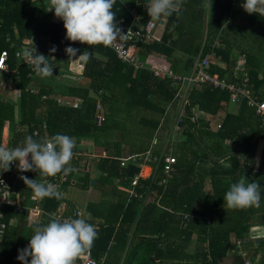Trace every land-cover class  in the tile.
Instances as JSON below:
<instances>
[{
    "label": "trees",
    "instance_id": "trees-1",
    "mask_svg": "<svg viewBox=\"0 0 264 264\" xmlns=\"http://www.w3.org/2000/svg\"><path fill=\"white\" fill-rule=\"evenodd\" d=\"M39 2L0 0V54L8 51L10 56V73L4 72L6 85L0 86V141L4 124L9 121L12 130L9 148L21 146L27 136L42 141L57 133L73 137L76 146L85 145L83 154L71 163L87 159L84 165L95 166L101 173L95 186L113 198L105 206V212L99 211L89 220L97 225V236L90 247L93 258L102 264H244L247 258L253 264H264V237L259 246L253 243L256 241L253 236L264 233L261 228H264V146L260 167L254 172L256 155L264 142V120L254 108L243 100L238 112L231 113L229 106L233 104H228L227 92L211 85L195 86L188 94L190 104L180 123L178 140L172 143L173 138L167 135L180 101L171 80L124 64L109 47L91 48L67 40L63 21L55 19L53 11L49 21L37 20ZM148 2L116 0L113 11L124 34L131 27L137 29L152 21L146 11ZM204 4L205 0H183L179 12L164 19L166 29L160 41L138 42L137 54L151 68L178 72L180 66L183 73L201 52L206 56L215 51L229 63L237 48L247 57L248 87L259 101H264V16L248 14L232 0H212V9ZM135 13L141 16L139 24L135 23ZM207 15L208 33L204 24ZM43 37L63 51L45 49V42L42 43L38 53L49 57L54 67L53 76L42 79L33 75V67L17 55L25 50L30 38ZM68 46L79 50L76 56L85 51L92 54L84 63L81 77L77 76V81H84L82 85L62 78L72 61L64 54ZM80 62L76 58L72 66L79 74ZM222 77L224 72L218 74V78ZM228 80L235 81L233 77ZM14 103L19 105L18 117ZM99 105L103 113L98 110ZM99 112L104 116L103 122L97 121ZM194 112L198 119L191 122L190 115ZM112 129L140 138V144H132L128 155L151 150L152 157L158 158L150 164L157 169L154 175L141 180L135 188L138 195H143L142 199L129 201L127 192L110 185L112 180H131L127 168L121 166V146L98 160L86 158L90 145L83 141L90 139L99 145L103 139L101 145L107 149L109 134L105 132ZM159 137L162 141L165 138L166 151L158 147H163ZM167 156L177 159L170 178L164 174ZM76 162L72 164L74 168ZM84 173L87 188L91 179L88 172ZM23 174L38 181L45 179L35 171ZM15 175L7 171L2 176L14 184ZM241 177L262 186L260 206L243 210L224 208V195ZM163 180L165 183L160 185ZM70 183L69 180L64 187ZM152 189L156 190L155 197L150 193ZM27 202L23 205L34 204ZM61 202L45 197L41 206L53 212ZM0 214L3 216L0 222L6 226L0 243V264H21L17 259L19 250L30 243L33 223L27 213L18 214L13 206H0ZM49 221L43 216L38 223L46 225ZM238 242L243 243L247 257L238 249ZM260 253L262 258L256 261Z\"/></svg>",
    "mask_w": 264,
    "mask_h": 264
},
{
    "label": "clouds",
    "instance_id": "clouds-1",
    "mask_svg": "<svg viewBox=\"0 0 264 264\" xmlns=\"http://www.w3.org/2000/svg\"><path fill=\"white\" fill-rule=\"evenodd\" d=\"M49 3L47 11L54 10L55 17L63 21L66 39L73 43L79 42L91 48L98 45L110 47L127 35L118 26L113 11L116 0H49ZM182 6L183 0H149L146 11L152 21H162L178 13ZM204 7L212 9V0H205ZM242 7L248 14L264 16V0H245ZM52 51H56L55 47ZM65 51L72 60L79 50L68 46ZM91 55L85 51L78 59ZM23 56L31 63L37 76L42 79L53 76L54 67L49 57L38 53L36 47L25 49ZM75 148L74 138L65 134L57 133L42 141L27 136L22 145L15 148L0 145V172L10 171L13 163L18 161L17 168L21 173L35 171L42 178L60 174L69 176V173L77 171L71 165ZM20 178L32 189L34 198H62L56 186L45 180L29 179L23 175ZM261 188L260 184L241 177L224 195V208L243 210L259 207ZM31 227L30 243L19 250L17 257L21 264H76L97 236L95 226L83 218L61 220L53 217L46 225L37 222Z\"/></svg>",
    "mask_w": 264,
    "mask_h": 264
},
{
    "label": "built area",
    "instance_id": "built-area-1",
    "mask_svg": "<svg viewBox=\"0 0 264 264\" xmlns=\"http://www.w3.org/2000/svg\"><path fill=\"white\" fill-rule=\"evenodd\" d=\"M23 1V0H21ZM32 3L39 2L41 0H28ZM234 4L239 3L241 4V1L245 0H232ZM146 6V5H145ZM135 23H140L141 16L137 15V13L134 14ZM161 25V21H149L145 26H141L140 28L133 29V27L129 28L124 36L123 39L118 40L114 42L112 46L109 48L114 51V53L117 55L118 59L123 62L124 64H127L128 66H131L136 69H143V70H149L154 73L155 76H162L166 77L167 79L171 80L172 85L175 89L178 90L176 99L179 100L180 107L177 106V113L173 120V125L171 126V131H169L167 137H172L173 141L172 143H175L178 139L174 138L176 135L178 136V132L181 131V125L182 119L184 116H186V106L190 104V99L188 98V94L193 91L195 86H201V85H211L214 88L220 89L221 91H225L230 96V102L228 104H235L239 105L241 101L246 100L247 103L252 106L256 112V115L262 120H264V101H259L258 96L250 90L248 87V84L250 82L248 73H247V58H245V55H240L236 59H232L229 63H226L223 61L222 57L217 55L215 51H212V54H208L206 56L202 55V52L198 54L196 59L193 61L192 66L189 69L188 75H183L177 72L172 71H165L164 69H155L151 68L145 61H143L139 55L137 54V44L138 42L143 41H160V36L157 34V27ZM45 42V49L52 50L54 47L55 49H59L60 51H63L62 47L59 45L54 44L50 41L48 37L43 38H31L30 40L26 41L27 46H25V49H34L36 47L37 52L38 49H41L42 43ZM216 47H219V44L216 45ZM67 55L66 51L64 53ZM23 54L18 53V57L22 58L24 62L32 66L30 62L26 61V58L22 56ZM9 53L8 51H3L0 54V72H5L7 74L10 73L9 69ZM230 63H232L233 67V79L235 81H226L223 79H219L216 77L215 71L217 69H227L230 67ZM67 78V76L63 75ZM70 78V77H68ZM19 93V91H18ZM198 119V114L195 112L190 115V121L196 122ZM207 119L210 120L211 117L207 116ZM97 121L103 122L104 118L103 115L99 112L97 115ZM218 128L222 127L221 123H218ZM231 140H227L228 143H230ZM74 157L72 160H77L79 156H81L83 153L77 152V150L74 152ZM152 151L149 150L145 153L135 154L129 156L127 159L121 160V166L125 168H129V166L133 165L140 169L139 174H135L133 178L130 180V188H119L122 191H125L129 194V201L132 198H139L142 199L143 195H138L136 193L135 188L139 185L141 180H148L154 175L155 168H153L150 164L155 163L158 161L157 157H152ZM130 162V164H127ZM177 159L174 156H167L165 158V165H164V174L167 176V178L171 177V173L173 170L174 164H176ZM18 164L17 162H14L11 167H16ZM127 168V170H128ZM23 174V173H22ZM22 176V175H21ZM19 175H15V181L14 184H10L7 180L4 178H0V206H13L15 207V212L18 214H24L27 213V215L30 217L31 223H36L39 221V219L43 216L50 218V220L55 217L61 220H67V219H75V218H84V212L75 209L73 214L71 216L65 215L66 209L64 207H58L53 212H48L41 206V200L38 199L34 201V204L31 205H23V203L28 200L25 195L18 196L17 192V183L18 182H24ZM23 176H25L23 174ZM30 179V178H29ZM48 183H51L56 186V189L62 194H64V184L69 181L68 175H57L53 178H45L43 179ZM127 180V178L125 179ZM71 181V180H70ZM165 183V180H163L161 184ZM26 185V184H25ZM27 186V185H26ZM30 188V187H28ZM150 193L155 197L157 195L156 190L152 189ZM2 215L0 214V219H2ZM89 223L93 224L95 226V230L97 228V225L93 222L87 220ZM5 224L0 222V243L4 239L5 235ZM238 249H240V252L244 257H247V253L243 251V243L238 242L237 244ZM78 264H102V262H99L95 260L92 256V252L90 249L86 253L83 254L82 257L78 258ZM244 264H253L248 258L245 260ZM256 264V263H255Z\"/></svg>",
    "mask_w": 264,
    "mask_h": 264
},
{
    "label": "crops",
    "instance_id": "crops-1",
    "mask_svg": "<svg viewBox=\"0 0 264 264\" xmlns=\"http://www.w3.org/2000/svg\"><path fill=\"white\" fill-rule=\"evenodd\" d=\"M32 3V2H31ZM53 13H54V10H53ZM55 19H58V18H55ZM60 20V19H59ZM208 21H209V17H208V15L206 16V19H205V31H206V33H208ZM166 23H167V21L166 20H162L161 21V25L160 26H158L157 27V34L160 36V38H161V36L164 34V32H165V29H166ZM31 39V38H30ZM205 40H206V35H205V38H204V40H203V43H205ZM215 42H217V40L215 41ZM23 50L22 51H19V53H21V54H23ZM178 52H180V51H178ZM243 53H241L237 48H234V51L232 52V54H231V58H230V61L232 60V59H236L238 56H240V55H242ZM218 55V54H217ZM243 55H245V54H243ZM23 56V55H22ZM246 56V55H245ZM76 57H79V56H75V57H72V61H71V65H70V67L71 68H69V70L67 71V72H65L67 75V78H68V75H70L71 73H75L73 70H72V66H73V63H74V60H75V58ZM245 58H247V57H245ZM17 59V61L19 62L20 60L18 59V58H16ZM82 59H84V60H82ZM81 59V61H83V66H84V63H85V61H86V59H87V57L86 58H82ZM9 60H10V56H9ZM9 60H8V63H9ZM17 62V63H18ZM10 64V63H9ZM85 67V66H84ZM84 67L82 68V73L81 74H79L78 76H80L81 77V75L83 74V72H84ZM11 68V70H14V71H16L17 70V67H14L13 69H12V67H10ZM232 69H233V67L232 66H230V67H228L227 69H217L216 71H215V74H216V77L218 78V74L219 73H223L224 72V77H222V78H219V79H223V80H226V81H228V82H230L231 80H228V79H230V77L232 78V76H231V72H232ZM179 71L177 72V73H180V74H185V75H188L189 74V69H188V71H186V72H183L182 73V71L180 70V66H179V69H178ZM34 72V71H33ZM228 73V74H227ZM35 74V72L33 73V75ZM260 78H262L261 76H260ZM6 79H5V74H4V72H0V86L1 85H6V83L4 84V81H5ZM7 80H8V78H7ZM68 81H71V80H68ZM79 82V81H78ZM199 87V86H198ZM228 94V93H227ZM2 95H1V93H0V97H1ZM8 99V98H7ZM13 100H18V99H16V98H12ZM8 100H10V99H8ZM8 100H6V101H8ZM178 100H181V99H178ZM228 103L230 102V96L228 97V101H227ZM15 104V103H14ZM16 106V108H15V116H19V105L16 103L15 104ZM16 117V118H17ZM11 137H12V130H11V126H10V123H9V121H6L5 122V124H4V127H3V130H2V137H1V141H0V145H3V146H5V147H7V148H9V144H10V140H11ZM165 141V142H164ZM163 144H166V146L168 145L167 144V142H166V140H165V138H164V140L163 141H161ZM162 144V145H163ZM261 145V144H260ZM263 146H264V144H263ZM263 146L261 147V146H259V150H258V152H257V155H256V170H254V172H257L258 171V169H259V167H260V164H261V156H262V151H263ZM89 152V151H88ZM223 162V161H222ZM74 162H72L71 163V165L73 164ZM78 165L75 167V169H77V171H80L79 170V166H80V162H76ZM91 166V165H90ZM89 165H84V169L82 168V170H84V172H88V169H89V167H90ZM9 172H11L12 174H16V175H19V176H21V175H23L19 170H18V168H17V165H16V167H11V170L9 171ZM75 172V171H74ZM84 172H81V175H83L84 176ZM6 172H0V178L2 177L3 178V174H5ZM89 173V172H88ZM89 175H90V173H89ZM71 177H72V179H71V183L68 185V186H65L64 187V194H63V197L61 198V200H62V202H61V204H60V206L59 207H64L65 209H66V213H65V215H67V216H71L72 214H73V212H74V210L75 209H79V210H81V211H83L84 212V218L86 219V220H91L89 217H87V215H86V212H85V210H87L88 209V211L89 210H92V212H94L93 214H95L97 211H96V205L98 206V208L97 209H102L101 207H99V205H101L102 203L100 202V200L99 201H94V200H92L88 195H91V194H95V193H97V192H100L101 194H102V198L104 197V198H106V200H105V204H104V212H105V210H106V208H105V206H107V205H109V204H111L112 203V201H113V198H112V196H109L108 194H109V192H102V191H100V188L99 187H97V186H95V181H97L98 179H93L91 176L89 177L90 179H91V181L93 180L94 182L91 184L90 183V186L89 187H85V179H83V177L82 176H74V174L73 175H71ZM101 177V176H100ZM125 181H128V180H125ZM116 182H118V180H112L111 181V184L110 185H116V187H118V189L119 188H124V187H122L120 184H118V183H116ZM20 186V187H19ZM93 186V189H91V187ZM125 189V188H124ZM29 190V188L25 185V183L24 182H18L17 183V192L19 193L18 194V196H21V195H25L26 197H28V202L27 203H31V202H34V201H36V200H38V199H40L41 200V203H42V201H43V198L41 199V198H34V194H33V191L32 190H30V191H28ZM83 192L85 195H86V197H83V196H81L80 194H82V193H80V192ZM25 192H27V193H29V194H26ZM110 195H111V193H110ZM75 198H78V199H83L84 201H82V207H76L77 205H76V203H75ZM93 205H94V207H93ZM99 212V211H98ZM50 219V218H49ZM260 227L258 226L257 227V229H259ZM262 229H264L263 227H261Z\"/></svg>",
    "mask_w": 264,
    "mask_h": 264
},
{
    "label": "rangeland",
    "instance_id": "rangeland-1",
    "mask_svg": "<svg viewBox=\"0 0 264 264\" xmlns=\"http://www.w3.org/2000/svg\"><path fill=\"white\" fill-rule=\"evenodd\" d=\"M243 3H245L244 1H241V4H243ZM237 4V3H236ZM50 6V3H49V1H42V2H39L38 4H37V20L38 21H49L51 18H52V12H49V11H47V8ZM56 18V17H55ZM204 37H205V35L203 36V40H204ZM220 45V44H219ZM252 48H253V50L255 51V52H259L258 51V49H257V47L254 45V44H252L251 43V45H250ZM76 58H79V57H76ZM75 58V59H76ZM82 60H84V59H82ZM81 63V62H80ZM80 66L83 68L84 66H83V63H81L80 64ZM71 68V67H70ZM65 76L67 75L66 73L64 74ZM79 74L78 73H71L70 75H68L70 78H66V77H64V76H62V78H65L66 80H71L72 82H75V83H77L78 81H77V76H78ZM63 83V82H62ZM78 84H80V85H82V84H84V81H82V80H80L79 82H78ZM14 97H16V96H14ZM180 103L181 102H178V107H180ZM238 109H239V105H231V106H229V111L231 112V113H237L238 112ZM98 110H100L102 113L104 112L103 111V107L101 106V105H99V107H98ZM174 115L176 116V112L174 113ZM104 117V116H103ZM130 121V120H129ZM128 124H130V123H128ZM105 133H107V134H109V142H108V147H107V149L106 148H104V146L103 145H101L103 142H104V140L103 139H101V144H99V145H97V144H95V142H93V141H91L90 139H88V140H84L83 142L84 143H87V144H89L90 145V148H88L87 150L89 151V154H88V156L86 157V158H88V159H97L98 160V158H102V157H104V156H106V155H111L112 153H113V151H117L116 150V147L117 148H119L120 146H121V148H119L120 150H121V152H120V158L119 159H121V160H124V159H127L129 156H131V155H128V153L130 152V147H132V144H135V143H137V144H140V142H141V140H140V138H138V137H136L137 135L135 134V135H133V133H130L129 135L127 134V133H125L123 130H116V129H112V131L111 132H109V131H106ZM178 136L176 135L174 138H177ZM159 139L161 140L162 138L161 137H159ZM162 141V140H161ZM75 144H76V141H75ZM263 144H264V142H262L261 143V147L263 146ZM83 146H85V145H83L82 143L80 144V146H76V147H78L79 149L77 150L78 152H82L83 153ZM127 146H128V148H127ZM159 148H162L164 151H166L167 149H166V144H163V147L162 146H158ZM118 149V150H119ZM126 150V151H125ZM112 151V152H111ZM94 154V155H93ZM73 162H76V161H73ZM77 162H80V166H79V170L80 171H75L74 172V176H82L83 177V175H81V172H84V170H82V168L84 167V164L87 162V159H79ZM127 164H130V162H128ZM128 168V167H127ZM257 168V167H256ZM256 168H255V170H256ZM84 169V168H83ZM88 172L90 173V176L93 178V179H99L100 178V176H101V173H100V171L95 167V166H90L89 167V169H88ZM73 180V179H72ZM93 181V180H92ZM91 181V182H92ZM116 183H118V184H122V185H126V186H128V188H130L131 187V185H130V180H128V181H124V182H122V181H118V182H116ZM20 187V186H19ZM108 187H110V185L108 186ZM91 189H93V186L91 187ZM32 190V189H31ZM80 192V191H79ZM80 193H82V194H80L81 196H83V197H86V195L83 193V192H80ZM92 200H94V201H99L100 200V202L102 203L101 205H99V207H104V204H105V200H106V198H102V194L100 193V192H97V193H93V194H91V195H88ZM75 203H76V207H82V201H84L83 199L81 200V199H78V198H75ZM107 201V200H106ZM34 203V202H33ZM93 207H94V205H93ZM96 207V213H98V211H100V212H104V208H102V209H97L98 208V206L96 205L95 206ZM85 212H86V215H87V217H89L91 220H93L92 219V217H93V213L94 212H92V210H89L88 211V209L87 210H85ZM257 230H259V229H257ZM260 231V230H259ZM261 232V231H260ZM264 237V233L263 234H261V235H256V236H253V238H255L256 239V241L255 242H253L254 244H256V246H259L258 244V242H259V240L261 239V238H263ZM194 246H195V243H193L192 244V247H191V249H193L194 248ZM262 258V253H260V254H257L256 255V261H259L260 259Z\"/></svg>",
    "mask_w": 264,
    "mask_h": 264
},
{
    "label": "water",
    "instance_id": "water-1",
    "mask_svg": "<svg viewBox=\"0 0 264 264\" xmlns=\"http://www.w3.org/2000/svg\"><path fill=\"white\" fill-rule=\"evenodd\" d=\"M81 63H83V61H81ZM140 173V169L136 166H129L128 170H127V176L130 177V178H133V176L135 174H139ZM94 181L91 182V184L93 183Z\"/></svg>",
    "mask_w": 264,
    "mask_h": 264
}]
</instances>
